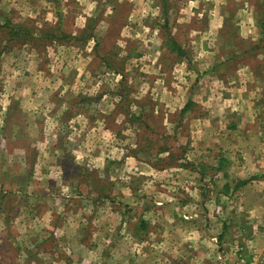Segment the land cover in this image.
I'll return each mask as SVG.
<instances>
[{
  "label": "rangeland",
  "instance_id": "obj_1",
  "mask_svg": "<svg viewBox=\"0 0 264 264\" xmlns=\"http://www.w3.org/2000/svg\"><path fill=\"white\" fill-rule=\"evenodd\" d=\"M246 1L218 48L197 39L210 0H0V264H133L140 223L147 260L173 220L203 264H264V128L214 65L248 47Z\"/></svg>",
  "mask_w": 264,
  "mask_h": 264
},
{
  "label": "crops",
  "instance_id": "obj_2",
  "mask_svg": "<svg viewBox=\"0 0 264 264\" xmlns=\"http://www.w3.org/2000/svg\"><path fill=\"white\" fill-rule=\"evenodd\" d=\"M189 1H196V3H202L204 0H187V7H183L182 10L187 11L189 8ZM230 1H236L240 2L241 0H210L212 3L211 10L209 11V17H208V25L207 27L199 32L200 34L197 36L198 41H200V44H203L205 46L212 45V46H218L219 48V39L221 36V31L224 28L225 24V17L228 14V11L226 9V5ZM193 3V2H192ZM263 0H250L246 1V5H241L237 7L236 11H234V18L233 20V26L236 35L239 36V38H247V42H249L248 47L240 49L236 48L234 52L232 51L229 56L223 55L218 56L214 63L215 69L225 64L226 61L232 63V68L230 69V91H231V105L230 111L233 113V115H241L243 113H254L256 115V119H247L246 125L251 124H258L259 128H264V58H261V70L260 75H258L259 83L256 87H252V79L255 76V63L252 59L249 58H240L241 56H247L248 54L253 52V48L258 47L257 43L264 37V25L262 27L259 26V18L257 17L258 14H261L264 18V5H262ZM193 5V4H192ZM259 5L263 7L261 10L259 9ZM198 7V6H197ZM196 9V8H195ZM198 9V8H197ZM137 11L141 13L142 7H138ZM190 12V11H189ZM196 12V13H195ZM200 9L193 11L192 14H197L198 16L201 15ZM261 38V39H260ZM260 39V40H259ZM232 47V43L230 45ZM261 48L264 52V45H261ZM217 55V54H215ZM264 55V54H263ZM258 71V70H256ZM215 77L219 79V77L222 78V76H218L215 74ZM214 77V78H215ZM221 88V87H220ZM219 86L218 89L220 90ZM256 94L260 95V99H257L258 96ZM256 97V98H255ZM262 99V100H261ZM260 113V115H258ZM258 115V116H257ZM241 120V121H240ZM242 123V119L240 118L237 121L232 122L230 124V127L232 129H236L237 127L240 128ZM264 134V132H262ZM262 139L264 140V135H262ZM218 157V155H217ZM224 161L227 160L231 164V158H222ZM215 172H218V169H215ZM244 187V186H243ZM251 194V199L253 197V194L251 191H247V193ZM248 198V197H247ZM249 199V198H248ZM250 201V199H249ZM158 203V202H157ZM175 216H172V218ZM177 220H179L178 217H176ZM172 230H165L160 229L159 227H155L151 230L150 235L148 238L151 239V247L149 248V257L147 260L145 257H141V254L143 253V250L145 244L142 243V240L144 237L140 236L141 233L146 231V225L145 222L140 223V228H138L139 232L138 235L135 234L130 239L134 242V250L135 253L137 252V256L135 257L133 264H183L185 261H188L189 263H196V264H203V254L196 252V255L191 254L189 255L187 249L189 247V243L187 241L190 240L191 234L193 233L188 228L181 227L180 225H177L173 220L172 222ZM175 224V225H174ZM176 228V229H174ZM174 229V230H173ZM179 229V230H178ZM184 235L185 237H181L180 235ZM126 239V237H124ZM175 238L176 240L172 243H168L169 239ZM188 239V240H186ZM257 239V238H256ZM167 240V242H166ZM168 247L167 250L163 249V252L159 249V244L163 246L165 245ZM261 248L264 250V244L261 245ZM168 250H171L170 254L165 257V252L169 253ZM165 251V252H164ZM222 251V250H219ZM219 253V252H218ZM217 253V254H218ZM216 254V255H217ZM171 259V261L169 260ZM198 259V260H197ZM146 260V261H145ZM164 260H167L165 263ZM105 261V260H104ZM104 261L101 263L103 264ZM257 260L254 259L253 262H250L249 264H256ZM100 264V263H99ZM106 264V263H104Z\"/></svg>",
  "mask_w": 264,
  "mask_h": 264
},
{
  "label": "trees",
  "instance_id": "obj_3",
  "mask_svg": "<svg viewBox=\"0 0 264 264\" xmlns=\"http://www.w3.org/2000/svg\"><path fill=\"white\" fill-rule=\"evenodd\" d=\"M264 25V18L259 20V26L262 27ZM21 29H13V34H17ZM177 50H179V47H177Z\"/></svg>",
  "mask_w": 264,
  "mask_h": 264
}]
</instances>
